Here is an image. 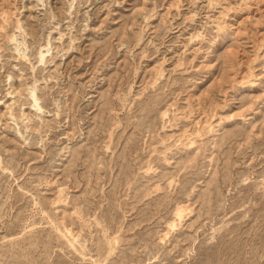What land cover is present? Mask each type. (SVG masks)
<instances>
[{"label":"rangeland","instance_id":"374dc122","mask_svg":"<svg viewBox=\"0 0 264 264\" xmlns=\"http://www.w3.org/2000/svg\"><path fill=\"white\" fill-rule=\"evenodd\" d=\"M0 264H264V0H0Z\"/></svg>","mask_w":264,"mask_h":264},{"label":"bare ground","instance_id":"6f19581e","mask_svg":"<svg viewBox=\"0 0 264 264\" xmlns=\"http://www.w3.org/2000/svg\"><path fill=\"white\" fill-rule=\"evenodd\" d=\"M22 25V24H21ZM16 39V38H15ZM14 40V39H12ZM16 41V40H15ZM50 43V42H48ZM44 48V47H43ZM25 49V48H24ZM51 48H48L45 50V51H42V52H39L40 53V60L41 62H43L45 60V57L47 55V53H49ZM33 89V88H32ZM32 93V94H31ZM31 96H32V99H33V107H35L34 109H36L37 111L39 110H42V107L40 106V103L38 102L39 101V98L37 95H35V92H31Z\"/></svg>","mask_w":264,"mask_h":264}]
</instances>
